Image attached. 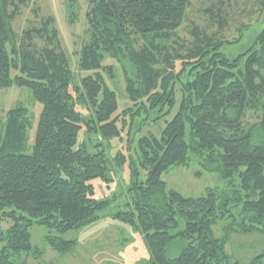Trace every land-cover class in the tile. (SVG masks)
<instances>
[{
  "label": "trees",
  "instance_id": "1",
  "mask_svg": "<svg viewBox=\"0 0 264 264\" xmlns=\"http://www.w3.org/2000/svg\"><path fill=\"white\" fill-rule=\"evenodd\" d=\"M67 1L73 14L74 0ZM29 4L0 0V90L27 88L42 105L32 146L26 107L15 106L0 121V264L42 257L31 243L33 225L48 228L53 251L72 253L76 241L59 234L87 226L112 205L95 198L91 183L112 181L105 147L127 127L132 137L134 122L144 114L165 119L177 104V87L179 108L160 136L137 142L146 179L139 180L131 166L130 210L113 217L142 235L149 264H241L227 251L230 234L264 235V28L246 52L231 59L223 49L239 39L213 38L197 27L191 41L180 38L191 0H88L89 41L78 66L93 74L73 85L77 76L52 17L29 27L19 43L13 22ZM213 17L226 26L222 10ZM108 58L124 72L132 105L122 113L117 92L102 75L114 79L115 65L104 66ZM250 112L259 120L248 127ZM82 129L95 138L94 153L87 145L77 148ZM192 156L219 174L231 193L208 189L191 198L169 190L162 175ZM117 160L122 166L126 158ZM240 203L246 215L239 221L233 211ZM224 219L230 223L217 236L215 225ZM7 221L12 226L3 233ZM175 245L180 249L172 257ZM249 264H264V255Z\"/></svg>",
  "mask_w": 264,
  "mask_h": 264
},
{
  "label": "rangeland",
  "instance_id": "2",
  "mask_svg": "<svg viewBox=\"0 0 264 264\" xmlns=\"http://www.w3.org/2000/svg\"><path fill=\"white\" fill-rule=\"evenodd\" d=\"M67 3V0H30L28 7L21 8L20 15L13 22V28L20 43L24 31L32 25H38L41 19L52 17L59 32L62 47L69 56L71 68L77 76V80L75 79L73 82L75 85L79 77L93 74L91 71H80L78 66L79 51L82 45L89 41L86 20L88 0H74L73 14H71ZM221 10L225 22H227L224 27L218 17H213V13H219ZM194 27L213 38H226L230 41L239 39L238 44L225 46L223 49L226 56L233 59L246 52L254 43L258 33L264 28V0H191L187 20L179 32L180 38L187 42L191 41L190 31ZM40 45H44V42ZM111 65H115L114 79L110 80L103 72L102 75L108 86L117 92L118 113H122L132 104L126 99V80L122 68L113 58H108L104 66ZM16 74H18L16 71L12 72L13 76ZM177 95V104L168 115H165V119L156 120L155 114H144L134 122L132 137H129V127H127L123 130L120 140L111 141L105 147L112 181L109 185L101 179H95L91 183L94 186L95 198L111 200L112 205L109 210L100 213L99 218L87 226L59 234L65 240L76 241L74 251L64 255L53 251L46 238L49 233L48 228L33 225L30 228L31 243L34 248L41 251L42 257L29 256L26 258L27 264H149L150 255L142 235L129 224L114 219L113 215L120 211L130 210L129 204L134 195L129 191L132 187V167L138 169L139 180L145 181L146 179V173L143 172L139 164L138 140L143 136H160L165 122L170 121L179 108L180 92L178 87ZM17 105L24 106L29 111L32 126L28 130V142L32 146L42 105L27 88L12 86L6 90H0V121H5L7 112ZM80 108L87 116L81 105ZM258 120V116L250 112L246 117L245 125L251 127ZM93 141L95 138L89 137L82 129L79 133L77 148L80 145H87L90 152L94 153ZM119 155L126 158L122 166L118 165ZM162 179L166 182L169 190L177 191L183 196L191 198L203 196L208 189L218 190L222 194L224 192L230 194L232 189L219 174L207 171L205 164L194 156L186 165L175 166L163 174ZM233 184L238 189V179H234ZM251 195L253 199L258 198L257 194ZM243 209V203L234 209L233 215L236 220L240 221L246 215ZM228 223H230V219H224L215 225L214 230L217 236L223 235ZM11 226L10 221L2 223V232L6 233ZM3 246L4 243L0 242V249ZM179 249L180 245H175L169 254L172 257L176 256ZM227 251L241 264H249L254 257L264 255V235L231 233Z\"/></svg>",
  "mask_w": 264,
  "mask_h": 264
}]
</instances>
